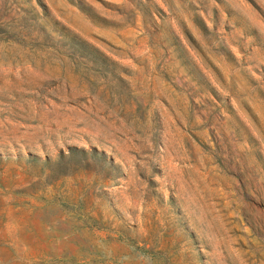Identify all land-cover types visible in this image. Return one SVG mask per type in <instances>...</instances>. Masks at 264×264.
Returning <instances> with one entry per match:
<instances>
[{"label":"rangeland","instance_id":"rangeland-1","mask_svg":"<svg viewBox=\"0 0 264 264\" xmlns=\"http://www.w3.org/2000/svg\"><path fill=\"white\" fill-rule=\"evenodd\" d=\"M0 264H264V0H0Z\"/></svg>","mask_w":264,"mask_h":264}]
</instances>
